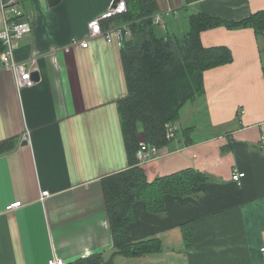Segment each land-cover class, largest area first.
I'll use <instances>...</instances> for the list:
<instances>
[{"label":"crops","instance_id":"crops-1","mask_svg":"<svg viewBox=\"0 0 264 264\" xmlns=\"http://www.w3.org/2000/svg\"><path fill=\"white\" fill-rule=\"evenodd\" d=\"M9 1L0 0V33L6 19L30 25L14 55L36 59L39 80L18 89L0 59V144L12 142L0 152V264H70L98 253L108 259L113 237L102 179L129 166L117 110L127 94L121 48L103 39L64 48L86 38L88 22L114 0L54 7L16 0L20 16L2 9ZM154 1L162 34H183L196 13L233 23L264 13V0ZM200 41L228 48L231 62L206 71L203 95L181 109L175 125L192 133L176 134L142 168L149 181L187 169L209 179L189 196H166L162 214L135 202L127 242L158 239L161 253L144 256L157 264H264V31L222 25ZM198 105L202 137L188 110ZM234 171L245 174L239 185ZM42 191L49 192L43 201ZM15 202L21 206L8 209Z\"/></svg>","mask_w":264,"mask_h":264},{"label":"trees","instance_id":"trees-1","mask_svg":"<svg viewBox=\"0 0 264 264\" xmlns=\"http://www.w3.org/2000/svg\"><path fill=\"white\" fill-rule=\"evenodd\" d=\"M54 7L60 0H47ZM127 12L103 26L127 24L130 37L121 47L122 68L127 94L117 102L121 129L128 157V168L102 179L106 211L113 237V253L108 259L93 254L70 264H114L116 256L135 257L161 253V243L150 238L136 243L127 242L125 226L133 221L132 207L143 203L151 214L165 213V197H184L209 178L195 170L187 169L149 181L144 169L137 164L135 155L140 142L157 148L173 141L167 138V127L174 125L181 109L204 93L203 74L231 62V52L226 47H204L200 34L216 26L234 28L252 27L264 31V13H259L239 23L224 22L206 14L196 13L188 19V29L181 35L160 33L154 24V0H125ZM159 33V34H158ZM4 47L0 42V54ZM192 128L175 133L188 137ZM188 144L191 140L188 139ZM12 142L0 144V152L8 151ZM245 176V174H244ZM236 184V183H234ZM189 240L188 235L185 236Z\"/></svg>","mask_w":264,"mask_h":264},{"label":"built area","instance_id":"built-area-1","mask_svg":"<svg viewBox=\"0 0 264 264\" xmlns=\"http://www.w3.org/2000/svg\"><path fill=\"white\" fill-rule=\"evenodd\" d=\"M5 12L10 13L13 16H20L21 12L18 9V3L16 0H10L6 4L1 5ZM127 12V5L125 0H119L115 7L111 6L108 10L100 16L89 21L87 24V37L84 39L73 38L69 45L64 48L65 52H69L72 47L88 48L89 41L93 39H103L108 44H115L118 47H122L124 40L130 37V28L127 24L120 26L104 27L103 25L116 17L122 16ZM162 22L159 14L154 17V24L160 25ZM4 30L0 33V42L4 47V51L0 55L3 71L10 72L14 75L16 81V87L18 89L31 88L36 82L32 79V74L36 69V59L32 58L28 63L18 62L15 60V50L19 41L30 32V25L26 22L16 23L12 20H7L4 23ZM178 127L169 125L167 127V138H175V133ZM27 135L23 136V140H27ZM160 154V149L148 145L145 142H140L139 148L136 151V161L139 166L151 162L156 159ZM244 178V173L234 171L231 175L232 182L239 185ZM49 196V192L42 191L40 193V199L43 201ZM21 206L20 202H15L9 205L8 209L13 210ZM264 252V249L261 250ZM48 264H64L60 259H51Z\"/></svg>","mask_w":264,"mask_h":264},{"label":"rangeland","instance_id":"rangeland-1","mask_svg":"<svg viewBox=\"0 0 264 264\" xmlns=\"http://www.w3.org/2000/svg\"><path fill=\"white\" fill-rule=\"evenodd\" d=\"M198 107H199V105L195 106L191 109H189L190 107H188V110H190L191 115L198 116L197 119L200 120V124L198 121L197 122L198 130H197L196 134L199 135V137H202L203 135H205V129H204V123L202 120L201 111H199V113H196V112H198L197 111ZM153 258L154 257H152V256L151 257H144V256L123 257V256H119V257H116L114 259V264H157L155 261H152ZM149 260H151V261H149Z\"/></svg>","mask_w":264,"mask_h":264},{"label":"water","instance_id":"water-1","mask_svg":"<svg viewBox=\"0 0 264 264\" xmlns=\"http://www.w3.org/2000/svg\"><path fill=\"white\" fill-rule=\"evenodd\" d=\"M119 0H114L112 3V6L115 7V5L118 3ZM32 79L37 82L39 80V74L37 72H34L32 74Z\"/></svg>","mask_w":264,"mask_h":264}]
</instances>
